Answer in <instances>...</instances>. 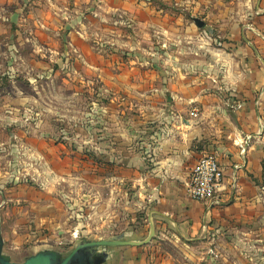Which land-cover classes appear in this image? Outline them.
Masks as SVG:
<instances>
[{"label":"rangeland","instance_id":"374dc122","mask_svg":"<svg viewBox=\"0 0 264 264\" xmlns=\"http://www.w3.org/2000/svg\"><path fill=\"white\" fill-rule=\"evenodd\" d=\"M34 1L0 5V238L2 253L18 263L44 250L65 257L83 241H132L124 234L129 226L138 229L145 215L138 189L131 182H103L102 175L122 172L120 153L111 156L110 165L108 154L100 152L98 157L92 148L98 123L107 121L111 91L107 67L128 57L122 42L136 40L141 30L153 33L142 44L154 48L144 52L142 61L158 70L171 60L161 53V34L143 24L141 30L135 27L131 11L107 9L103 0ZM128 1L156 6L153 12H138L141 19L155 17L162 9L159 15L184 16L197 30L202 27L194 17L203 19L213 28L210 45L221 47L227 39L219 36L211 20L223 8L221 1L228 5L236 1L242 10L244 0ZM248 21L253 23V18ZM114 31L121 33L118 53H111ZM258 34L253 39L264 38ZM147 164L149 170L155 167L151 161ZM250 180L259 182L253 175ZM253 226L233 225L221 237L215 233L207 240V257L197 264H264V231L257 240ZM144 245L101 246L98 252L105 254L102 264H121L110 261V250ZM164 248L177 254L172 244L165 243ZM158 252L149 248V264H159L166 254Z\"/></svg>","mask_w":264,"mask_h":264},{"label":"crops","instance_id":"0c3cea01","mask_svg":"<svg viewBox=\"0 0 264 264\" xmlns=\"http://www.w3.org/2000/svg\"><path fill=\"white\" fill-rule=\"evenodd\" d=\"M11 1L0 0V5ZM103 1L107 9L133 12L135 27L143 24L161 34V53L171 56L170 63L163 62L158 70L147 66L143 54L154 48L142 43L153 33L139 28L140 38L122 42L128 57L108 63L107 121L98 123L92 148L98 157L100 152L108 154L109 164L114 161L111 156L120 153L119 169L128 167L106 178L102 175L103 182H131L138 189L145 218L138 229L129 226L126 239L146 240L150 216L155 226L150 245L114 248L110 261L149 264L151 248L166 253L159 264H197L207 257V240L215 233L221 237L229 227L248 222L255 224L251 230L259 240L264 231L260 186L264 184V38L253 37L264 35V0L241 1L242 10L236 1L220 2L223 8L211 21L219 36L229 40L221 47L210 45L214 35L209 23L197 30L184 16L159 15L162 9L155 17L141 19L138 12H153L156 6ZM114 32L111 53H118L121 33ZM195 105L197 116L192 115ZM213 150L225 171L223 187L211 201L194 200L186 190L187 176L197 160ZM131 151L135 155L129 160ZM150 161L153 170L147 166ZM250 175L259 182L250 180ZM255 207L257 211H249ZM165 243L176 247L177 254L167 251Z\"/></svg>","mask_w":264,"mask_h":264},{"label":"water","instance_id":"95a60500","mask_svg":"<svg viewBox=\"0 0 264 264\" xmlns=\"http://www.w3.org/2000/svg\"><path fill=\"white\" fill-rule=\"evenodd\" d=\"M196 24L199 27H203L205 22L197 18ZM151 231L148 238L144 241H126L121 239H103L95 241H83L65 257H62L60 253L53 250L40 251L35 255L28 257L24 262H12L10 258L2 253L3 240L0 238V264H102L105 261V254L99 251L101 246H114V245H142L149 243L155 236V226L152 216H150Z\"/></svg>","mask_w":264,"mask_h":264},{"label":"built area","instance_id":"2783aa9c","mask_svg":"<svg viewBox=\"0 0 264 264\" xmlns=\"http://www.w3.org/2000/svg\"><path fill=\"white\" fill-rule=\"evenodd\" d=\"M192 115H198L193 107ZM225 171L215 152L202 155L190 170L186 180L189 196L197 201H211L223 187Z\"/></svg>","mask_w":264,"mask_h":264}]
</instances>
